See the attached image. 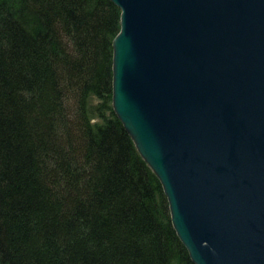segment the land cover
<instances>
[{
  "label": "trees",
  "instance_id": "obj_1",
  "mask_svg": "<svg viewBox=\"0 0 264 264\" xmlns=\"http://www.w3.org/2000/svg\"><path fill=\"white\" fill-rule=\"evenodd\" d=\"M111 0H0V264H193L113 110Z\"/></svg>",
  "mask_w": 264,
  "mask_h": 264
},
{
  "label": "water",
  "instance_id": "obj_2",
  "mask_svg": "<svg viewBox=\"0 0 264 264\" xmlns=\"http://www.w3.org/2000/svg\"><path fill=\"white\" fill-rule=\"evenodd\" d=\"M113 110L193 264H264V0H111Z\"/></svg>",
  "mask_w": 264,
  "mask_h": 264
}]
</instances>
